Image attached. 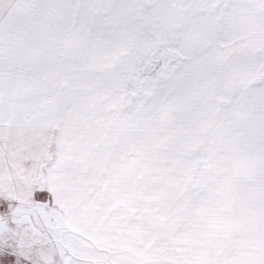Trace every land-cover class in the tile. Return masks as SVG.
I'll use <instances>...</instances> for the list:
<instances>
[{
	"label": "crops",
	"instance_id": "crops-1",
	"mask_svg": "<svg viewBox=\"0 0 264 264\" xmlns=\"http://www.w3.org/2000/svg\"><path fill=\"white\" fill-rule=\"evenodd\" d=\"M129 1L149 15L150 0ZM177 1L175 15L210 29L211 43L189 51L177 42L185 24L162 25L150 61L151 30L136 26L147 48L114 82L107 118L85 130L57 179L48 174L55 143L42 164L48 201L67 231L79 228L101 250L111 245L121 264H201L217 252L239 260L256 240L264 198V0Z\"/></svg>",
	"mask_w": 264,
	"mask_h": 264
},
{
	"label": "snow or ice",
	"instance_id": "snow-or-ice-1",
	"mask_svg": "<svg viewBox=\"0 0 264 264\" xmlns=\"http://www.w3.org/2000/svg\"><path fill=\"white\" fill-rule=\"evenodd\" d=\"M112 7L0 0V134L6 139L15 130L21 142L27 138L25 148L38 160L50 159L55 143L57 160L48 170L52 179L85 130L107 118L105 101L115 91L114 82L147 48L142 28L123 19L97 20ZM183 29L176 34L181 48L211 43L210 29L195 24ZM87 194L82 190L80 196ZM35 196L43 200L48 193ZM255 223L250 254L231 260L217 252L201 264H264V198ZM222 230L226 234L230 226ZM84 235L79 228L67 231L60 215L37 210L26 194L0 179V264H121L111 245L101 250L98 241Z\"/></svg>",
	"mask_w": 264,
	"mask_h": 264
},
{
	"label": "rangeland",
	"instance_id": "rangeland-1",
	"mask_svg": "<svg viewBox=\"0 0 264 264\" xmlns=\"http://www.w3.org/2000/svg\"><path fill=\"white\" fill-rule=\"evenodd\" d=\"M105 3L106 6L113 5V7L104 12L102 17L98 16V21L104 18H115L126 20L130 27L149 25L151 33L148 41L151 49L147 56L150 57V61L157 58L158 45L161 43L158 40L159 33H157L159 27L161 29L162 25H165L168 28L169 25L176 26L175 24L186 23L185 19L175 15L180 12L179 1L177 0H150L148 16L143 13L140 7H132L129 0H109ZM114 13L118 15L114 17ZM171 36L173 35L171 34ZM27 144V138L21 142V138L15 134V130L6 139L3 134H0V179H3L6 184L14 186L17 192L26 194L37 210L56 213L61 216V210L52 208L47 197L43 200L36 199L35 194L37 192H45L42 164L46 161V157L36 159L32 155V149L25 148ZM49 151L52 150L49 149ZM25 157L27 158L25 159ZM7 174H9L8 177Z\"/></svg>",
	"mask_w": 264,
	"mask_h": 264
}]
</instances>
